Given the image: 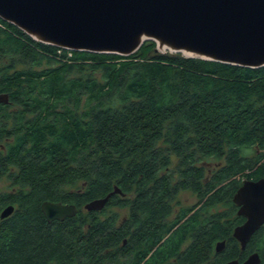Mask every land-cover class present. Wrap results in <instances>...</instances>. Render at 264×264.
Listing matches in <instances>:
<instances>
[{
    "label": "trees",
    "instance_id": "1",
    "mask_svg": "<svg viewBox=\"0 0 264 264\" xmlns=\"http://www.w3.org/2000/svg\"><path fill=\"white\" fill-rule=\"evenodd\" d=\"M0 23V58L12 59L0 67V179L12 183L0 213L15 206L0 218V264H203L217 241L233 243V197L264 177V66L155 52L153 41L128 56L72 51ZM115 186L103 210L84 211ZM185 190L199 201L169 222ZM47 200L78 213L50 223ZM111 206L129 216L118 224Z\"/></svg>",
    "mask_w": 264,
    "mask_h": 264
},
{
    "label": "water",
    "instance_id": "2",
    "mask_svg": "<svg viewBox=\"0 0 264 264\" xmlns=\"http://www.w3.org/2000/svg\"><path fill=\"white\" fill-rule=\"evenodd\" d=\"M0 19L34 40L72 51L128 56L148 41L155 52L181 54L243 67L264 66V0H0ZM10 95L0 93V104ZM118 186L102 198L85 204L87 211H101ZM234 202L247 221L234 229L245 247L264 225V177L246 179ZM41 210L48 222L64 221L78 213L75 204L45 201ZM13 204L0 214H13ZM225 241L217 243L223 249ZM258 253L244 262L259 264Z\"/></svg>",
    "mask_w": 264,
    "mask_h": 264
},
{
    "label": "flooded vegetation",
    "instance_id": "3",
    "mask_svg": "<svg viewBox=\"0 0 264 264\" xmlns=\"http://www.w3.org/2000/svg\"><path fill=\"white\" fill-rule=\"evenodd\" d=\"M246 180V179H244ZM243 180V181H244ZM243 183V182H242ZM242 185V184H241ZM240 185V186H241ZM238 191V190H237ZM235 196V195H234ZM233 201H234V197H233ZM234 204L237 206V215L239 217H242L243 220L241 221V224L245 223L247 221V219L242 216V215H239L238 214V211H239V206L234 202ZM237 225V226H239ZM236 226V227H237ZM235 227V228H236ZM234 228V229H235ZM264 228V225L261 226L254 234L253 236L251 237V239L247 242V244L245 245L244 248H242V245H241V242L234 237V229H233V232L231 233V238H233V245L229 242L228 239H224V240H219L216 242L215 244V249L213 250V254L212 256H209L208 260L206 261V263H203V264H227L229 263L230 261H233V260H238L239 262H244L245 260H247L249 258V256L253 253H258L259 256H260V259H261V262L259 264H264V257L261 255L260 251L257 250V248H254V249H251L252 245L254 244L256 246V242H255V239L254 237L257 235V237H264V233L262 232H259L260 230L262 231ZM221 241H225V245L223 247V249L221 250H218L217 249V243L218 242H221ZM127 242V239L124 240V243ZM231 244V246H230ZM232 246H237V251L239 252V256L235 257L233 254L235 253L234 249L232 248ZM236 250V249H235ZM124 251H121V253H123ZM232 253V255H231ZM121 259H125L124 257H121ZM175 261L173 259H168V261L164 262V263H161V264H170L171 261ZM146 263L147 264H158L156 263V261L154 259H151V258H147L146 260ZM145 263V264H146Z\"/></svg>",
    "mask_w": 264,
    "mask_h": 264
},
{
    "label": "rangeland",
    "instance_id": "4",
    "mask_svg": "<svg viewBox=\"0 0 264 264\" xmlns=\"http://www.w3.org/2000/svg\"><path fill=\"white\" fill-rule=\"evenodd\" d=\"M3 27L4 26L0 23V28H3ZM9 60L12 61V59H7V58H2L1 59L0 58V67L3 66V65L9 64V62H10ZM26 66L27 65H25V67ZM19 67H23V65H19ZM44 67H46L45 64L41 65L39 68H44ZM173 162L175 163V159L173 160ZM214 166H216V165L215 164L211 165V167H212L211 169L212 170H214L213 169ZM211 169L207 172L206 176H211V174H212L211 173V171H212ZM11 184H12L11 181L6 176L2 177L0 179V193L9 192L12 189ZM177 197L178 198L174 202V214L168 218L169 222L174 219L175 213H177L182 207L194 206L199 201L198 195L196 193L190 191V190H185V191L180 192V194ZM84 211H86V210L84 209ZM107 212L110 213V214H113V213H118L119 214L118 224H121V222L123 220H125L129 216V208L128 207L111 206V207H107ZM100 218L103 219L104 215L100 216ZM261 232L264 233V228H263V230ZM263 241H264V237H263ZM190 243L187 242L188 245Z\"/></svg>",
    "mask_w": 264,
    "mask_h": 264
}]
</instances>
